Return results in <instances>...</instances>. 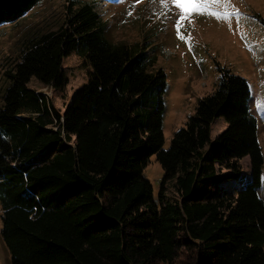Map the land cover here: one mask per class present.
<instances>
[{"label":"trees","instance_id":"1","mask_svg":"<svg viewBox=\"0 0 264 264\" xmlns=\"http://www.w3.org/2000/svg\"><path fill=\"white\" fill-rule=\"evenodd\" d=\"M92 1L65 2L61 22L33 31L4 70L0 234L12 263L176 264L183 253L177 264H264L263 155L248 81L219 66L216 88L165 147L164 73L107 37ZM39 2L0 0V23ZM73 48L91 69L60 111L28 81L63 87ZM219 116L226 127L211 138ZM152 155L162 167L156 191L144 174ZM226 178L242 182L227 192Z\"/></svg>","mask_w":264,"mask_h":264},{"label":"rangeland","instance_id":"2","mask_svg":"<svg viewBox=\"0 0 264 264\" xmlns=\"http://www.w3.org/2000/svg\"><path fill=\"white\" fill-rule=\"evenodd\" d=\"M68 0H40V2L15 20L0 23V106L2 93L9 82L4 70L20 53L22 42L33 31L45 32L55 28L63 18V8ZM106 22V36L113 41H124L133 53H144L147 70L164 73L165 83L161 94L163 102L162 123L164 146L167 147L176 129L184 124L205 94L212 92L219 81V66L246 78L250 86L249 105L257 119V135L263 161L259 196L264 201V0H229V6L212 5L226 19L186 13L172 0H94L92 1ZM180 22L179 35L176 22ZM183 36V39L179 38ZM91 66L85 55L73 48L61 61L66 76L63 87L41 84L31 77L28 84L43 91L60 111L74 97L87 80ZM226 127L222 117L211 124V138ZM243 172L250 175V161L246 155L240 159ZM225 169H223L224 171ZM144 174L158 188L162 175L161 164L155 155L150 157ZM241 180L224 179L221 183L227 192L235 190ZM171 187V181H166ZM1 227V219H0ZM185 256L177 258L176 264ZM0 264H13L0 234Z\"/></svg>","mask_w":264,"mask_h":264},{"label":"snow or ice","instance_id":"3","mask_svg":"<svg viewBox=\"0 0 264 264\" xmlns=\"http://www.w3.org/2000/svg\"><path fill=\"white\" fill-rule=\"evenodd\" d=\"M172 2L178 7L182 9L181 18L185 17V13L183 12L184 5L191 6L186 15L191 17L193 13L197 15H206L213 16L217 19H226L229 16V13L225 10L223 14L219 10H214L212 5H223L225 9L229 6V0H172ZM177 33L179 35V27L180 22H176ZM179 38L183 39V36Z\"/></svg>","mask_w":264,"mask_h":264},{"label":"clouds","instance_id":"4","mask_svg":"<svg viewBox=\"0 0 264 264\" xmlns=\"http://www.w3.org/2000/svg\"><path fill=\"white\" fill-rule=\"evenodd\" d=\"M94 1V0H93ZM104 20V19H103ZM105 21V20H104ZM50 85V84H49ZM43 92V91H42ZM44 93V92H43ZM251 171V170H250ZM1 213H2V208H1V205H0V219H1ZM1 228V227H0Z\"/></svg>","mask_w":264,"mask_h":264}]
</instances>
